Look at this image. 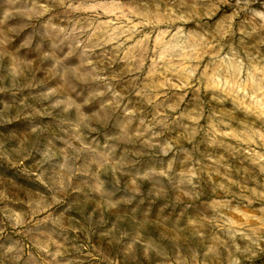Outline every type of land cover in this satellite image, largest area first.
<instances>
[{"label":"rangeland","instance_id":"374dc122","mask_svg":"<svg viewBox=\"0 0 264 264\" xmlns=\"http://www.w3.org/2000/svg\"><path fill=\"white\" fill-rule=\"evenodd\" d=\"M0 264H264V0H0Z\"/></svg>","mask_w":264,"mask_h":264}]
</instances>
